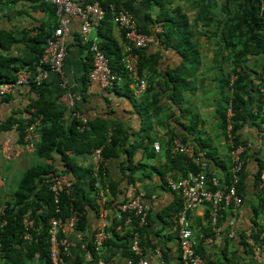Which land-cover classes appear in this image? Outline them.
Listing matches in <instances>:
<instances>
[{"label": "crops", "instance_id": "1", "mask_svg": "<svg viewBox=\"0 0 264 264\" xmlns=\"http://www.w3.org/2000/svg\"><path fill=\"white\" fill-rule=\"evenodd\" d=\"M131 1L140 23L146 21L147 15L155 19L161 12L160 5L148 0ZM172 1L173 8L182 7L192 22L195 34L190 36V43L177 44L179 38L176 34L166 39L161 24L156 27L155 32L158 35L154 34V41L143 50L144 75L148 80L149 90L142 97L134 94L132 83L123 75L120 83L112 89L103 88L97 81L89 79L88 69L92 65V57L81 39L80 18L72 21L70 33L66 37L68 52L64 71L68 90L77 100L76 107L85 112L91 121H98L100 125L102 122L109 130L114 123L122 126L129 134L130 143L136 145L132 147L128 144L132 154L124 148L118 157L106 161L108 176L105 179L120 181L125 166H138L134 173L136 183L126 188L128 178H123L121 185L123 192L130 189L145 194L150 219L144 232V249L150 264H181L178 234L172 229L171 215L182 197L167 185L166 178L160 172L166 170L169 162L170 138L177 135L193 143L208 156L210 171L220 176L225 177L231 167V155L220 112L225 104L224 80L232 70L230 51L219 44V38L214 36L213 30L205 31L195 27L197 9L193 7L192 0ZM49 4H52L50 0H0V30L13 31L17 39L9 51L3 50L2 53L19 57L17 64L33 56L30 46L22 41L25 32L37 35L39 29H54L57 16ZM170 16L180 17L172 11ZM106 29L104 25L100 33L98 28H93L91 37L102 43L113 44L124 52L126 39L123 33L113 25L110 38L109 35L105 36ZM248 64L246 109L256 114L261 97L259 87L262 83L264 54L251 57ZM47 83L51 98L64 110L66 123H71L72 109L61 99L64 89L58 75L52 73ZM141 98H146V104L153 103L159 108L149 106L150 109L144 110L139 107ZM36 99L37 95L29 85L18 87L5 97L0 96V123L12 115L20 120L28 117L26 108ZM238 136L248 148L244 154L247 164L242 185L245 197L243 203L237 207L236 215L227 212L222 219L221 232L214 236L212 243L207 240L212 234L209 207H197L190 215L194 234L197 241L202 240L206 257L218 261V264H221L220 259L226 251L230 255L238 252L245 264H256L245 251L240 233L242 230L247 232L253 225L255 209L260 206V188L256 185L255 173L258 159L264 158V119L251 117L241 125ZM155 141L161 144L159 150L154 148ZM2 144H6L12 154L11 158L0 155V195L7 200L18 189L20 180L18 183L15 180L17 172L31 167L38 159L35 152L24 149L18 123L0 131V145ZM53 158L55 165L65 170L62 156L55 154ZM68 162L73 166L72 171L67 174L72 181L71 191L84 205V218L76 227L67 231L71 242L67 259L73 264H96L89 243L93 241L98 227L113 223L118 202L111 201L113 196L110 191L103 187L100 178H96L97 159L94 153H69ZM175 164L171 163L169 166H177ZM169 172L177 174L178 177L182 176L180 168L175 167V171ZM4 206L5 204H0V212ZM262 216H256L258 221L264 220ZM231 228L236 232L234 238L229 236ZM157 249H161V257L156 255ZM103 253L114 264H128L130 260L125 259L122 249L114 244L106 245ZM0 264H5V261L0 260ZM26 264L45 262L36 254Z\"/></svg>", "mask_w": 264, "mask_h": 264}, {"label": "trees", "instance_id": "2", "mask_svg": "<svg viewBox=\"0 0 264 264\" xmlns=\"http://www.w3.org/2000/svg\"><path fill=\"white\" fill-rule=\"evenodd\" d=\"M13 1L15 0H8V2ZM32 1L35 2L37 0ZM86 1H99L105 8V20L98 27V29L99 32L102 33V28L105 25L107 28V35L105 34V36L107 37L108 35L110 37L112 27L113 25L115 26L114 17L122 7L127 8L134 13V5L131 0ZM148 1L150 3L160 5L161 12L155 19L151 15H147V19L144 23H140L137 19L141 31L147 34L158 35V33L155 32V29L161 24L165 30L166 39H169L168 37H172L176 34V37L179 38V42H177V44H188L191 42L190 36L195 34L192 30V22L187 18V15L183 12L181 6H177L176 9L173 8L172 0ZM262 4H264V0H192L193 7L197 9V18L194 21L195 27L201 30L204 29L205 31L210 29L213 30L214 36L219 38V44L224 45L226 49L230 51L232 70L224 80L225 104L220 109V112L222 114L223 128L226 134V110L229 100L232 99L235 114L233 117V123L237 144H242L238 136V130L245 121L251 117H261L264 119V102L263 96L260 92L261 85L264 81V67L261 70L262 83L259 87L261 97L256 114L247 111V100L245 96L246 84L249 77V60L251 57H259L264 54V14H261ZM49 6L53 13L57 16L56 6L53 3L49 4ZM171 11L177 13L180 17L170 16ZM53 30L47 31L45 29H39L37 35H31L28 31L24 33L22 41L30 46L33 56L28 60H21L20 64H17V61L20 60L19 57L13 56L10 53H2L3 50L9 51L13 44L17 42L13 31L0 30V82L15 81L17 79L18 71L24 68L32 70L33 75H35L40 58L46 49L47 40ZM100 43L110 58L112 69L125 76L132 83V76L128 71H126L122 62L123 52H121L120 49L113 44L106 42ZM143 50L144 49L139 51L141 56L139 62L140 76H144ZM91 68L92 65L88 69V72ZM233 74H236L237 78L234 80L233 84H231V77ZM47 81L39 85L33 81H31L30 84H27L37 95V99L31 101L30 105L26 108L28 117L20 120L12 115L6 121L0 123V131H5L8 128H11L14 123H18L20 141L24 142V136L27 133V128L35 122L36 118H42L41 124L38 126V131H40L38 148L33 151L37 156V163L26 169L20 179L18 189L7 200H4L2 195H0V204H5L3 207L4 209L2 208L3 212L2 210L0 212V260L3 259L5 264H26L28 261L33 259L36 254H38L45 264H52L50 259L49 242L50 219L54 216H68L75 210L79 215V224L84 218V205L73 196L72 191L69 193L63 192L60 202L61 211L57 212L56 205L54 203V194L50 188V182L55 175L60 173L67 175L70 171H72L73 166L68 162L69 153L91 154L94 153L97 148L102 147L105 162L99 164L95 175L97 176V179L100 178V183L103 187L110 191L113 196L111 201L116 200V202H118L115 207V219L110 226H107L111 236L106 240L104 247L110 244L120 247L124 258L127 260L132 259L134 263L137 264L138 258L131 249L133 229H131L130 225L125 224V215L122 219L118 218L117 211L118 204L125 201V192H123L121 180L123 178H128V185L126 188H129V185H132V183L135 184L136 177L134 176V173L138 166H125V168H123V174L120 181H106L105 179L108 176L106 161L110 158L118 157L124 148L132 154L133 151L128 147V144L132 147H135L136 145L130 143L129 134L122 126L116 123L112 124L109 130V127L102 125V122L100 125V122L90 120L91 129L85 132H81L77 129V122L75 119H72V117L71 123L67 124L64 117V110L59 107L54 99L51 98ZM141 99L142 101L139 103V107H142L144 110L150 109L149 106H153L155 109L159 108L158 106L153 105V103L146 104V98ZM175 136L170 138V144L173 139L176 138ZM183 140L187 141L186 138H183ZM55 154H60L62 156V162L63 166H65V170L60 169L53 162ZM205 156L208 158L207 155ZM171 163H176L175 165L177 166H169ZM246 164L247 162L245 163L244 170L241 173V180L237 185L238 194L243 199L245 194L242 185ZM175 167L181 169L182 176H187L190 172H198L201 170V167L194 163L187 155H173L170 152L166 170H160L164 179L167 177L166 174L169 170L175 171ZM263 170L264 158H259L255 178L256 185L260 188L258 194L260 206L255 209L253 225L250 227L256 242H261L260 236L264 233V220H262V222L258 221L256 217L263 215L262 218L264 219V187H261L260 178ZM210 172L215 173L214 171ZM169 173L174 177H178L177 174L174 175L173 172ZM68 178L70 179L69 176ZM225 178L228 182L231 180V170L226 172ZM134 192L138 193L140 191L135 190ZM120 194L122 195L120 196ZM182 206L183 202L180 200L174 207L172 215L180 211ZM225 214H227V212H225ZM25 217L32 219L35 223L32 230L31 240L23 238L25 230ZM222 219L223 217L220 218L219 224L222 223ZM119 225H122L121 230H118ZM146 226L140 228L141 244L143 247L145 246L144 232L146 230ZM211 232V236H215L214 226L212 223L210 225V233ZM64 233L65 230H61V236ZM240 235L242 238L241 241L243 242L242 244L245 246V251L252 256L251 260L256 264H263L256 261L253 253V247L246 241V230H242ZM89 244L91 245L89 246V249L95 255L96 262L101 256L105 257L104 253H100V251L96 249L93 241ZM197 252L205 258L206 264H218V261L211 260L206 257L202 240L197 241ZM105 258L110 260L108 257ZM225 261L226 264H245L238 252H234L230 255L226 251L224 253V257L220 259V263L223 264Z\"/></svg>", "mask_w": 264, "mask_h": 264}, {"label": "built area", "instance_id": "3", "mask_svg": "<svg viewBox=\"0 0 264 264\" xmlns=\"http://www.w3.org/2000/svg\"><path fill=\"white\" fill-rule=\"evenodd\" d=\"M57 9L56 25L47 40V46L40 58L36 69V74L27 68L20 69L17 73V79L13 82H0V96L12 93L17 87L30 84L31 81L36 84H42L50 78L52 73L57 74L60 79V85L64 89L61 99L71 107V117L77 122V129L85 132L91 129L89 116L76 107L77 100L68 90V81L64 71L65 59L68 52V42L66 37L71 30L72 21L76 18L82 20L81 39L88 46V51L92 57V68L88 72L89 79L97 81L103 88H115L123 76L112 69L110 58L101 43L91 37L93 28H98L106 17V10L99 1L88 2L86 0H50ZM261 14H264V4L261 7ZM115 27L124 34L126 39L122 62L126 71L132 76V86L134 94L142 97L149 88L146 76L139 74V62L141 59L140 50L145 49L154 41L153 34H147L140 30L135 14L122 7L114 17ZM237 78L236 74L231 77V84ZM264 79V68H263ZM260 92L264 102V81ZM233 102L229 100L226 110V141L229 145L231 155V180L228 182L225 177L216 173H211L209 169V160L199 151L193 143L184 141L182 137L173 139L170 152L173 155L185 154L194 163L201 167L198 172H190L187 176L174 178L167 175V185L178 192L182 197L183 206L180 211L171 217L172 229L178 234L179 248L182 257V264H206L205 258L197 252V239L192 228L190 215L201 206L209 207V217L214 226V233L219 234L222 224H219L220 218L224 217L225 212L230 211L236 215L237 207L243 203V198L238 194L237 185L241 180V173L244 170L246 159L244 154L247 151V144L236 143V133L233 123L234 117ZM41 117L36 118L24 136V149L35 151L38 148L40 140V131L38 126L41 124ZM161 144L154 142V148L159 150ZM0 155L11 158L9 148L6 144L0 145ZM97 159V168L99 164L105 162L102 147L94 152ZM261 187H264V170L261 172ZM72 181L65 174H57L50 182V188L54 194V203L57 212L61 211V196L63 192L71 191ZM4 209V208H3ZM2 209V212H3ZM118 218L122 219L125 215V224L133 229L131 237V249L137 256V264H150L145 249L141 244L140 228L146 226L149 222V211L145 201V194L138 193L128 189L125 190V201L118 204ZM79 221L77 211L65 217H52L49 226L50 259L52 264H73L66 256L70 252L71 242L67 237V231L76 227ZM34 221L28 217L24 219V234L26 240L32 239V230ZM122 225L118 226L121 230ZM61 230H65L61 236ZM111 236L107 225L103 224L97 228L94 234L93 242L97 250L103 253V248L107 239ZM230 237H236V232L231 228ZM261 242H256L252 231L246 232V241L252 245L253 253L258 263L264 264V233L260 236ZM208 242L214 241V236L208 237ZM156 255L161 257V249L156 250ZM96 264H114L113 261L101 256ZM128 264H135L132 259Z\"/></svg>", "mask_w": 264, "mask_h": 264}, {"label": "rangeland", "instance_id": "4", "mask_svg": "<svg viewBox=\"0 0 264 264\" xmlns=\"http://www.w3.org/2000/svg\"><path fill=\"white\" fill-rule=\"evenodd\" d=\"M26 168H23V169H20L18 172H17V175H16V182L18 183V181L20 180V178L22 177L24 171H25ZM17 189V188H16Z\"/></svg>", "mask_w": 264, "mask_h": 264}]
</instances>
